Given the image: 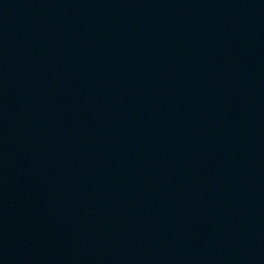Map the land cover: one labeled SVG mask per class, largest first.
I'll use <instances>...</instances> for the list:
<instances>
[{"label":"water","instance_id":"water-1","mask_svg":"<svg viewBox=\"0 0 264 264\" xmlns=\"http://www.w3.org/2000/svg\"><path fill=\"white\" fill-rule=\"evenodd\" d=\"M0 264H264V0H0Z\"/></svg>","mask_w":264,"mask_h":264}]
</instances>
